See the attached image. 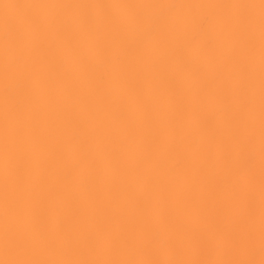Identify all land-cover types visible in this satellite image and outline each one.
Masks as SVG:
<instances>
[{
  "label": "snow or ice",
  "instance_id": "1",
  "mask_svg": "<svg viewBox=\"0 0 264 264\" xmlns=\"http://www.w3.org/2000/svg\"><path fill=\"white\" fill-rule=\"evenodd\" d=\"M0 264H264V0H0Z\"/></svg>",
  "mask_w": 264,
  "mask_h": 264
}]
</instances>
